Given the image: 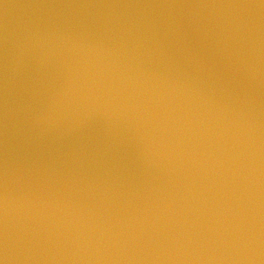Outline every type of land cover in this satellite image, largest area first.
<instances>
[{
  "label": "water",
  "instance_id": "obj_1",
  "mask_svg": "<svg viewBox=\"0 0 264 264\" xmlns=\"http://www.w3.org/2000/svg\"><path fill=\"white\" fill-rule=\"evenodd\" d=\"M0 264H264V0H0Z\"/></svg>",
  "mask_w": 264,
  "mask_h": 264
}]
</instances>
